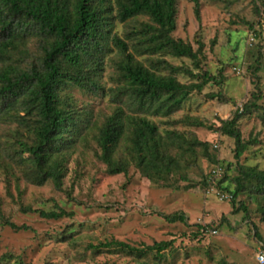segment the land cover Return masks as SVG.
<instances>
[{
    "label": "trees",
    "instance_id": "1",
    "mask_svg": "<svg viewBox=\"0 0 264 264\" xmlns=\"http://www.w3.org/2000/svg\"><path fill=\"white\" fill-rule=\"evenodd\" d=\"M190 1L200 20V0ZM256 12L260 14L258 8ZM177 15L178 0H0V126H4L0 133V168L6 175L17 181L21 177L36 186L50 182L58 191L63 189L69 161L77 145L84 143L86 134L92 130L88 126L90 112L78 107L70 90L90 94L104 91L100 79L106 56L114 49L118 54L114 63L118 82L111 90V99L116 106L94 135L98 148L95 157L105 164L107 173L127 175L134 165L150 182L181 190L179 182H187L184 170L198 165L191 158L197 155L198 148L210 165L220 169L208 143L175 129L161 132L148 118L170 117L195 92L202 93L209 84L220 88L223 85L222 71L214 76L203 70L205 46L199 38L198 48L194 49L191 43L173 37ZM117 24L126 28L124 38L115 32ZM32 42L35 51L29 48ZM166 57L188 59L192 66L173 65ZM28 59L33 63L21 68L20 63ZM180 74L194 81L183 83L178 79ZM255 97L232 119L222 120L219 127L211 128L234 140L239 173L232 181L233 190L223 186L227 175L216 187L231 194L233 212L243 211L248 221L251 212L243 201L237 202L240 195L255 201L264 219V171L241 164L250 144L243 140L238 127L252 109H262L256 104L259 97ZM207 98L225 102L220 93H209ZM180 123L204 126L189 116L169 125L177 127ZM214 171L205 174L206 188L214 185ZM57 207L56 211L38 213L48 220L73 216L72 212ZM21 211L37 213L31 207H23ZM163 217L170 223L187 222L184 213ZM0 220L14 231L29 230L5 218L1 200ZM253 229L262 242L254 224ZM206 232L216 233L202 227L197 234ZM170 246L171 242L162 241L137 248L111 241L91 244L88 249L99 253L102 248L116 247L137 259L136 264H147L140 260L153 254L154 264H162L163 252Z\"/></svg>",
    "mask_w": 264,
    "mask_h": 264
},
{
    "label": "rangeland",
    "instance_id": "2",
    "mask_svg": "<svg viewBox=\"0 0 264 264\" xmlns=\"http://www.w3.org/2000/svg\"><path fill=\"white\" fill-rule=\"evenodd\" d=\"M200 4L198 20L194 3L178 0L173 37L191 43L194 49L198 48L199 38L205 46L203 70L214 76L222 71L223 85L220 88L209 84L202 93L195 92L182 109L170 117L148 118L161 132L175 129L208 143L209 152L221 168L210 165L198 148L197 155L191 157L198 165L184 170L187 182H179L181 190L150 182L134 165L127 175L107 173L105 164L95 157L98 148L94 135L116 106L111 99V90L118 82L114 66L118 54L114 49L106 56L100 79L104 91L90 94L75 88L70 90L78 107L90 112L88 126L92 130L86 134V141L77 145L69 161L63 189L58 191L50 182L36 186L21 177L17 181L0 168V200L5 218L29 228L14 231L0 220V264H136L137 259L116 247L102 248L99 253L88 249L91 244L111 241L137 248L171 242L163 252L162 264H259L257 254L264 246L262 213L255 201L240 195L237 202L243 201L251 212L249 221L245 220L243 211L233 212L231 194L216 187L227 175L223 186L233 190L232 181L239 173L234 140L211 128L219 127L222 120L232 119L258 96L256 104L262 109H252L238 127L243 140L250 144L241 164L264 171V0H200ZM115 32L124 38L126 28L117 24ZM29 48L36 50L33 42ZM165 59L176 66H192L188 59ZM31 61L24 60L20 67L25 68L33 63ZM178 79L183 83L194 81L182 74ZM212 92L220 93L225 102L207 98ZM187 116L197 118L204 126L169 125ZM2 131L4 126H0V133ZM214 170V185L206 188L203 185L205 174ZM57 205L73 216L59 220L40 217L38 211H56ZM23 207H31L37 213L24 214ZM175 213H184L187 222L170 223L163 217ZM253 224L262 242L255 236ZM199 226L216 233L197 234L202 228ZM140 261L155 263L153 254Z\"/></svg>",
    "mask_w": 264,
    "mask_h": 264
},
{
    "label": "built area",
    "instance_id": "3",
    "mask_svg": "<svg viewBox=\"0 0 264 264\" xmlns=\"http://www.w3.org/2000/svg\"><path fill=\"white\" fill-rule=\"evenodd\" d=\"M214 173H215V171H214ZM221 196H222V198H226V196H224V195H221ZM257 261L259 264H264V251L263 250H261L257 254Z\"/></svg>",
    "mask_w": 264,
    "mask_h": 264
},
{
    "label": "crops",
    "instance_id": "4",
    "mask_svg": "<svg viewBox=\"0 0 264 264\" xmlns=\"http://www.w3.org/2000/svg\"><path fill=\"white\" fill-rule=\"evenodd\" d=\"M256 261H257V259H256ZM257 263H258V261H257Z\"/></svg>",
    "mask_w": 264,
    "mask_h": 264
}]
</instances>
